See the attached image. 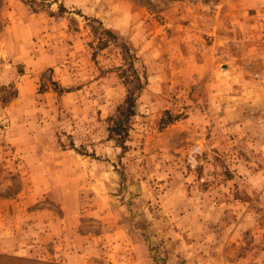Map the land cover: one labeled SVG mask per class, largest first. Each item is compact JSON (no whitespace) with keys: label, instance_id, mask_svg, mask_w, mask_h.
Here are the masks:
<instances>
[{"label":"rangeland","instance_id":"obj_1","mask_svg":"<svg viewBox=\"0 0 264 264\" xmlns=\"http://www.w3.org/2000/svg\"><path fill=\"white\" fill-rule=\"evenodd\" d=\"M0 154L18 264H264V0H0Z\"/></svg>","mask_w":264,"mask_h":264},{"label":"crops","instance_id":"obj_2","mask_svg":"<svg viewBox=\"0 0 264 264\" xmlns=\"http://www.w3.org/2000/svg\"><path fill=\"white\" fill-rule=\"evenodd\" d=\"M0 154V161H2ZM8 205L0 203V261L6 264H18V256L13 255L21 250L22 230L21 225L17 224L16 218L4 214ZM105 239L103 235L98 234L80 240V253L78 254L79 263H87V260H95L96 264H154V260L146 250L140 252V246L132 238L126 237ZM96 245H95V244ZM104 248V249H103ZM102 260V261H101ZM13 262V263H12Z\"/></svg>","mask_w":264,"mask_h":264},{"label":"trees","instance_id":"obj_3","mask_svg":"<svg viewBox=\"0 0 264 264\" xmlns=\"http://www.w3.org/2000/svg\"><path fill=\"white\" fill-rule=\"evenodd\" d=\"M104 33L117 38V36L110 30L105 29ZM100 39V41H103L102 38ZM103 43L105 42H100V45H103ZM124 51L130 53L128 47H125ZM130 64L131 62H129V65ZM132 71L131 78L128 80L129 86L126 96L123 102L118 105L115 114L109 117L108 135L109 137H113L120 141L123 140L124 135L126 134L128 119L135 113L136 93L143 86V81L138 71L136 69H133Z\"/></svg>","mask_w":264,"mask_h":264},{"label":"built area","instance_id":"obj_4","mask_svg":"<svg viewBox=\"0 0 264 264\" xmlns=\"http://www.w3.org/2000/svg\"><path fill=\"white\" fill-rule=\"evenodd\" d=\"M193 264H200V262H198V261H195Z\"/></svg>","mask_w":264,"mask_h":264}]
</instances>
